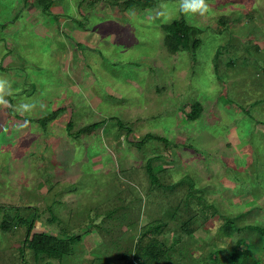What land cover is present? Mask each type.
<instances>
[{"label": "rangeland", "instance_id": "1", "mask_svg": "<svg viewBox=\"0 0 264 264\" xmlns=\"http://www.w3.org/2000/svg\"><path fill=\"white\" fill-rule=\"evenodd\" d=\"M80 1L0 0V264H125L153 224L178 264H264V0H120L139 12L113 36L119 0ZM180 18L198 44L172 53ZM30 222L70 252L36 256Z\"/></svg>", "mask_w": 264, "mask_h": 264}, {"label": "trees", "instance_id": "2", "mask_svg": "<svg viewBox=\"0 0 264 264\" xmlns=\"http://www.w3.org/2000/svg\"><path fill=\"white\" fill-rule=\"evenodd\" d=\"M38 2L39 5L43 6V8L48 9L52 5L53 0H38ZM161 28L165 31L164 42L167 48L169 49V51L172 53L180 49H189V48L194 49L195 46L198 44V40L196 38L193 39V35L191 34L192 26L184 18L174 19L170 23H164L161 25ZM198 113H199L198 105L193 104L192 109L190 110L189 113V117L191 119L192 118L194 119ZM54 114L55 112H51L44 116H41L38 118V121L41 123V125L45 126L46 122L54 117ZM116 120L120 128L125 126V124L120 119L116 118ZM71 124H72V119L68 121V127H70ZM98 125L99 122H92L87 125H84L80 129V131H82L83 133H88L90 131H93V129L96 128ZM130 131L131 130H128V132ZM145 136L147 137L154 136L164 141L165 143L169 142L167 138L163 136H155V134H152L150 132L146 133ZM147 160L150 161L151 158L148 157ZM146 170L148 171L151 180L156 181L157 178L154 172L152 171L151 162H147ZM16 218L20 219V221L22 222H27V219L21 216H16ZM224 219L225 221L221 226V232L222 235L228 236L232 234L234 230L237 229V226L234 223L235 221L233 219H229L227 217H224ZM165 221L164 219H162L158 221V223L164 224ZM32 225L33 224L30 222L27 226L26 239L30 242V246L32 247L33 252L36 256H38L39 254H44L49 257L57 255V258H61L65 254L70 252L69 251L70 245L68 244V242L60 237H57L53 233H47L41 231L36 233L34 232L33 234H31V229L33 227ZM157 227L158 224L157 225L153 224L147 226L146 229H148L149 231ZM252 228L257 230L258 232H261L260 234H264V227L255 225ZM146 229L144 228L143 233L136 240V243H134L133 257L127 262H125V264H178V262H174L171 259L172 248L171 249L168 248L166 242L162 238L161 239L163 241L157 236L147 237L145 235L148 232ZM186 232L190 233L191 231L187 229ZM73 236H77V235L73 234ZM173 242H175L174 239ZM247 251L248 249L241 250L238 244L233 245L232 248L229 250V255L232 258V264L247 263L248 261V257L246 254ZM209 255L211 257L212 253L211 254L209 253Z\"/></svg>", "mask_w": 264, "mask_h": 264}, {"label": "crops", "instance_id": "3", "mask_svg": "<svg viewBox=\"0 0 264 264\" xmlns=\"http://www.w3.org/2000/svg\"><path fill=\"white\" fill-rule=\"evenodd\" d=\"M84 1H85V0H83L82 2L80 1V4L83 3ZM105 1H107V0H105ZM106 3H109V6H110V2H109V1H107ZM112 4H113V6L115 7V14L112 13L113 16L115 17V19H114V18L111 19V20H113V21H111V24H112V25H109V26H108V27H110V29H111L110 34H109V35H111V36H113V35L116 33L115 31H116L117 28H119V27H123V28H124V27H130V28H133V27L130 26V25H131V24L134 25L135 22H134V21H130V20H126V19H124L123 17H125L126 14H127V15H130V13H131V15H135L137 12H139V11H137L136 9L133 10V7H129V9L122 7L123 4L120 2V0H119V1H113ZM131 5L133 6V3H132V2H131ZM53 6L61 7L59 4H55V5H53V3H52L51 8H52ZM52 10H53V8H52ZM60 10L62 11V8H60ZM58 11H59V10H58ZM120 19H121V20H120ZM125 21H127L128 23L125 22ZM117 22H118V23H117ZM125 24H127V25L124 26ZM116 26H119V27H116ZM112 40L114 41L115 39L113 38ZM143 59H145V58H142V59H141L142 62L144 61ZM91 78L93 79V77H91ZM104 78H106V81H108V80L111 81V80H112V77L108 76V74H107V75L99 76V77H98V82H101V83H102L101 80H103ZM101 86L105 87L108 91H112L111 88H110L109 86L105 85V84H103V85H101Z\"/></svg>", "mask_w": 264, "mask_h": 264}, {"label": "clouds", "instance_id": "4", "mask_svg": "<svg viewBox=\"0 0 264 264\" xmlns=\"http://www.w3.org/2000/svg\"><path fill=\"white\" fill-rule=\"evenodd\" d=\"M181 11L186 14H195L199 13L200 15H204L209 11L206 0H181L180 4ZM4 80H0V93L4 91ZM6 103L2 96H0V104Z\"/></svg>", "mask_w": 264, "mask_h": 264}]
</instances>
